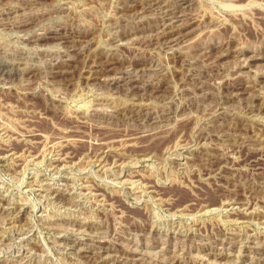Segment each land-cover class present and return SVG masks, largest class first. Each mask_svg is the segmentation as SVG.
I'll return each instance as SVG.
<instances>
[{"label": "rangeland", "instance_id": "374dc122", "mask_svg": "<svg viewBox=\"0 0 264 264\" xmlns=\"http://www.w3.org/2000/svg\"><path fill=\"white\" fill-rule=\"evenodd\" d=\"M0 264H264V0H0Z\"/></svg>", "mask_w": 264, "mask_h": 264}, {"label": "bare ground", "instance_id": "6f19581e", "mask_svg": "<svg viewBox=\"0 0 264 264\" xmlns=\"http://www.w3.org/2000/svg\"><path fill=\"white\" fill-rule=\"evenodd\" d=\"M168 24V23H167ZM170 31V30H169ZM164 35V34H163ZM162 36V35H161ZM57 229V228H56Z\"/></svg>", "mask_w": 264, "mask_h": 264}]
</instances>
